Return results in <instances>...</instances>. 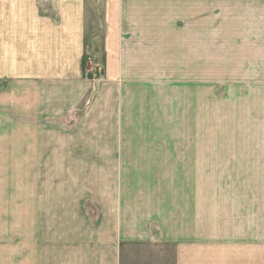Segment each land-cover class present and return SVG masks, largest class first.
Masks as SVG:
<instances>
[{
    "label": "crops",
    "instance_id": "obj_1",
    "mask_svg": "<svg viewBox=\"0 0 264 264\" xmlns=\"http://www.w3.org/2000/svg\"><path fill=\"white\" fill-rule=\"evenodd\" d=\"M198 3L0 0V264L26 255L18 129H90L57 164L98 167L84 190L58 191L85 201L47 222L46 244L32 225L29 264H264V78L214 76L224 32L167 13ZM237 52L229 67L251 66Z\"/></svg>",
    "mask_w": 264,
    "mask_h": 264
},
{
    "label": "rangeland",
    "instance_id": "obj_2",
    "mask_svg": "<svg viewBox=\"0 0 264 264\" xmlns=\"http://www.w3.org/2000/svg\"><path fill=\"white\" fill-rule=\"evenodd\" d=\"M167 13L198 14L200 28L212 25L215 31L224 32L221 35L216 34V58H228L229 61L231 57L230 61H232L235 50L238 52L235 53L234 58L239 52L242 58H249L248 65L251 66L246 69H239L238 64L233 67L234 64L231 63L229 67V62L225 59L223 63L216 60V65L228 66L225 69L216 67L215 77L264 78V0H199V3L194 5H168ZM102 14L104 15L103 5L92 7L90 10L91 29L87 33L88 40L94 35L100 36L99 17H102ZM238 30L249 31L242 34L245 37L239 44L242 47L235 46L240 39L230 37L237 36ZM250 36L255 38L252 39ZM255 60L259 68L254 69L251 62ZM91 68L94 69L95 74L92 78L97 77L100 68L94 63ZM90 131V129H18V255L20 252L26 254L22 256L24 264H29L28 259L25 258L29 251L25 253L24 249L25 246L29 248L32 225L36 226L34 229L39 228V234L43 231L42 240L45 243L48 232L47 222L61 220L63 206L84 204V198L58 197V191L63 188L70 190L71 193H79V190H84L79 181L80 176L94 178L98 167L58 165L57 162H60L59 158L62 156L60 149L62 142L73 145L83 140L94 141V135ZM171 139L173 140L172 136ZM111 168L103 167L109 172ZM62 181L66 182L63 184ZM53 206L58 207L59 216L49 213ZM18 259L20 264L21 256Z\"/></svg>",
    "mask_w": 264,
    "mask_h": 264
},
{
    "label": "built area",
    "instance_id": "obj_3",
    "mask_svg": "<svg viewBox=\"0 0 264 264\" xmlns=\"http://www.w3.org/2000/svg\"><path fill=\"white\" fill-rule=\"evenodd\" d=\"M92 64H93V59L91 57H88L86 61V66L84 69V77L86 79H91L93 75L95 76V74L93 73L94 69L91 68Z\"/></svg>",
    "mask_w": 264,
    "mask_h": 264
}]
</instances>
